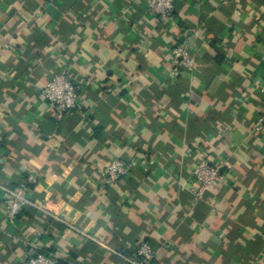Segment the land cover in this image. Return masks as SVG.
Wrapping results in <instances>:
<instances>
[{"label":"crops","instance_id":"obj_1","mask_svg":"<svg viewBox=\"0 0 264 264\" xmlns=\"http://www.w3.org/2000/svg\"><path fill=\"white\" fill-rule=\"evenodd\" d=\"M62 70L79 102L57 121L42 91ZM263 85L264 0H175L169 20L145 0H0V184L62 220L9 218L0 189V264H130L86 235L131 256L149 242L150 264H264ZM202 157L225 182L198 199Z\"/></svg>","mask_w":264,"mask_h":264},{"label":"built area","instance_id":"obj_2","mask_svg":"<svg viewBox=\"0 0 264 264\" xmlns=\"http://www.w3.org/2000/svg\"><path fill=\"white\" fill-rule=\"evenodd\" d=\"M49 3H56L58 0H46ZM147 10L150 15L158 16L162 20H169L174 11L175 0H145ZM171 62L176 68L192 71L197 65L195 55L184 45H177L170 49ZM44 100L54 110L57 121L63 120L72 109L76 108L79 102V94L76 86L72 83L71 73L62 70L56 73L45 85L42 91ZM260 95L264 107V85L260 87ZM264 116L254 125L255 130L262 127ZM128 167L125 162L119 158H113L103 169L102 174L110 181H117L127 174ZM191 177L195 182L194 195L200 199L205 192L216 185L223 184L225 178L221 172V165L212 162L207 157H202L193 166ZM29 182H36L34 175L28 176ZM0 189L4 192L3 208L9 218H13L22 213L27 207H32L43 214L61 220L52 209L44 203L36 202L29 198L23 187H14L0 184ZM88 236L96 241L107 251L119 256L130 264H150L155 257V252L149 242H141L131 255L124 254L118 249L105 245L104 243ZM21 264H61L60 258L52 253L39 251L28 257Z\"/></svg>","mask_w":264,"mask_h":264},{"label":"trees","instance_id":"obj_3","mask_svg":"<svg viewBox=\"0 0 264 264\" xmlns=\"http://www.w3.org/2000/svg\"><path fill=\"white\" fill-rule=\"evenodd\" d=\"M14 187H15V186H14ZM27 208H28V207H27ZM27 208H26L24 211H26V210H27ZM24 211H23V212H24ZM23 212H22V213H23ZM61 264H62V262H61Z\"/></svg>","mask_w":264,"mask_h":264},{"label":"water","instance_id":"obj_4","mask_svg":"<svg viewBox=\"0 0 264 264\" xmlns=\"http://www.w3.org/2000/svg\"><path fill=\"white\" fill-rule=\"evenodd\" d=\"M72 83L74 84V81H72Z\"/></svg>","mask_w":264,"mask_h":264}]
</instances>
